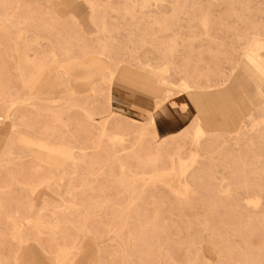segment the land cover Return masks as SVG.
Segmentation results:
<instances>
[{"label": "rangeland", "instance_id": "rangeland-1", "mask_svg": "<svg viewBox=\"0 0 264 264\" xmlns=\"http://www.w3.org/2000/svg\"><path fill=\"white\" fill-rule=\"evenodd\" d=\"M255 39L264 0H0V264H264V71L213 104L199 142L200 111L176 102L184 79L213 99L235 86ZM23 56L52 102L10 105L29 91ZM61 161L80 163L40 184Z\"/></svg>", "mask_w": 264, "mask_h": 264}, {"label": "bare ground", "instance_id": "bare-ground-1", "mask_svg": "<svg viewBox=\"0 0 264 264\" xmlns=\"http://www.w3.org/2000/svg\"><path fill=\"white\" fill-rule=\"evenodd\" d=\"M260 48H264V42L259 40V39H255V41H253L252 45L248 48V51L245 53L246 58L243 60V76L241 77V79L239 81L236 82L235 86H232L231 88H229L227 90H218L219 91L218 92V99H213L212 97H210V95L208 94V91H206V90H198V89L194 90V89H192L193 87L191 85V82L188 79H184L182 81L180 86L182 87V89L185 90V93H183L184 96H181L180 99L176 100V102L186 103V99L188 98L191 101L192 105H194L195 108L198 111H200V118L203 120V123L197 122V124L194 126V129H193V135L196 138V142H199L203 138L204 134L206 133V130L203 126L204 124L206 125L205 121L211 122V118L213 117V110H212L213 104H217L218 106L220 105V107L222 105L226 106L227 101L229 100V97L231 96L233 91L239 93V92L244 90L245 85L243 84V81L245 79H248V77L249 78L252 77V70L254 68L259 70V71H262V72L264 71V67L262 65V63H264V56L260 52H258V50ZM22 50H24L23 51L24 53L27 51V45L26 44L22 45ZM76 59H78V57ZM143 59L145 61H147L150 59V57L148 55H145V56H143ZM29 61L30 60L26 56L25 57L23 56L19 59L21 69L23 72H25L26 77L28 78V81L25 82V85L29 89V91L25 93L24 97L18 96L17 98L12 99L10 105L25 104L27 102L33 101L34 99H37V100L46 99V100H49L52 102V98H49L47 96L46 92L44 91V89H45L44 83L39 81V79L41 78V75H42L41 72H39V70H35L34 73H32L29 70V69H33L28 65ZM102 66L106 67L108 70L110 69L108 63L102 62ZM147 69L150 71L164 73V72H167L169 70V67L168 66H159L157 68L147 67ZM111 74L114 75V72H111ZM111 79H112V77L110 78V80ZM165 83L167 84L168 82L165 81ZM32 88L35 89V92H32L33 91ZM1 95H3V94L1 93ZM112 112H113V110H112ZM91 114L92 113H89V117L93 118ZM107 122H108V120H105L104 129H103V133H102V134H106V135L108 134L107 128H106ZM151 122L154 125V133H155L157 131L156 121H154L152 119ZM113 137L121 139L119 141H124L123 136H121V137L113 136ZM24 141L29 145V148H30L32 153L38 152L37 150H39V149L40 150H47L53 154L54 153H56V154L61 153V154L66 155V160H69V159L70 160H79V161L83 160V162H81L82 164L86 163V160L89 158V155L87 154V150L89 149V147H87V146H77L76 149H79L80 151H82V154L79 155V157H75L73 155L74 147L65 148L64 146L56 145L54 142H52V140H24ZM125 149L126 148H124L123 150H125ZM136 155L141 156V154H139V153H136ZM109 158H110V155H109ZM190 161H191V163H189V161H188L187 163H185L182 166L183 168H182L180 176L181 175L185 176L189 172V170L194 166V163L196 162L195 156H192ZM61 163H62V161L55 163V167L53 168V171L50 173V176L44 177L42 180H40V184L44 183L47 186H49L51 184V180L55 179L57 175H60L62 178L72 176L76 172V169L79 167L78 164L80 162L73 163L74 165L72 164V167H71L72 171H70V172H67L68 171L67 167L64 165V163H62V164ZM62 165H63V167L61 168ZM86 182H87V180L85 178H83V180H82L83 187H85L87 185ZM72 184H73V182L70 178H69V180H66V182H65L66 186H72ZM183 184H184L185 190H188L191 186V184L188 180H185V182H183ZM30 188L33 189L34 187L30 186ZM249 202L257 205L260 202V200L255 199V200H250ZM58 220L59 219L57 218V220H55L53 222V224L48 226L49 228H51L52 233L54 232L55 234H57L59 232L60 220H59V222H58ZM11 221L13 222V225H14V227H13L14 237L16 239L23 240V238L19 235V230L17 227V224L20 221L19 220H11ZM27 222L33 223V224L35 223L36 225H38V224L48 225V224H46V222L41 221L38 218H29V219H27ZM65 249L70 250L72 248L67 247V246L61 247V250H65ZM57 261H58V259H57Z\"/></svg>", "mask_w": 264, "mask_h": 264}]
</instances>
